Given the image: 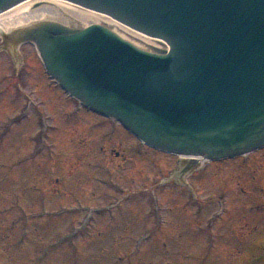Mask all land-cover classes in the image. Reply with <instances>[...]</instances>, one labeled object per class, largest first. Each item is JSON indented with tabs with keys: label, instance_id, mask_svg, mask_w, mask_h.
<instances>
[{
	"label": "rangeland",
	"instance_id": "374dc122",
	"mask_svg": "<svg viewBox=\"0 0 264 264\" xmlns=\"http://www.w3.org/2000/svg\"><path fill=\"white\" fill-rule=\"evenodd\" d=\"M179 168L0 32V264H264V149Z\"/></svg>",
	"mask_w": 264,
	"mask_h": 264
},
{
	"label": "water",
	"instance_id": "95a60500",
	"mask_svg": "<svg viewBox=\"0 0 264 264\" xmlns=\"http://www.w3.org/2000/svg\"><path fill=\"white\" fill-rule=\"evenodd\" d=\"M37 1L0 0V13ZM56 1L141 48L165 49L149 37L169 47L147 52L101 25L6 35L9 49L36 43L72 96L166 152L219 160L264 147V0Z\"/></svg>",
	"mask_w": 264,
	"mask_h": 264
},
{
	"label": "bare ground",
	"instance_id": "6f19581e",
	"mask_svg": "<svg viewBox=\"0 0 264 264\" xmlns=\"http://www.w3.org/2000/svg\"><path fill=\"white\" fill-rule=\"evenodd\" d=\"M36 3H39V6L35 8ZM48 21L81 26L99 23L97 18L65 3L56 0H41L1 12L0 32L6 37L16 30ZM207 161L200 155H183L180 160V168L175 172V175L180 177L187 169L195 168Z\"/></svg>",
	"mask_w": 264,
	"mask_h": 264
}]
</instances>
